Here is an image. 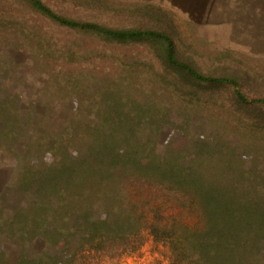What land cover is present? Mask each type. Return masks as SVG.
<instances>
[{"label":"trees","instance_id":"16d2710c","mask_svg":"<svg viewBox=\"0 0 264 264\" xmlns=\"http://www.w3.org/2000/svg\"><path fill=\"white\" fill-rule=\"evenodd\" d=\"M0 4H15L32 20L111 45H147L166 72L192 86L232 88L239 105L235 113L243 114V120L230 118L221 108L227 116L225 125L248 131L244 146L259 148L257 154L264 159L263 123L245 117L264 109V97L245 94L238 78L208 75L180 60L167 32L152 24L112 25L92 11L74 19L55 12L43 0H0ZM97 4L140 16L138 6L122 2L116 11L117 5L110 1ZM21 17L16 13L2 19L16 34L18 27L25 29ZM28 32L35 37L41 33L39 27ZM184 90L175 91L177 101L182 95L184 100L190 98ZM113 113L116 116L111 112L110 118L82 131L79 158L64 156L32 173L28 187L38 198L32 208H21L10 219L0 210V241L7 231L23 246L41 243L39 250L23 253L14 262L0 248V264H122L149 241L162 248L167 264H264V170L257 165L242 170L243 143L227 141L224 134L210 144L189 141L183 149L160 156L155 146L165 123L122 119ZM61 134L50 141L39 139L35 149L53 153L61 150L63 140L74 139V134ZM96 206L101 215L93 213Z\"/></svg>","mask_w":264,"mask_h":264},{"label":"rangeland","instance_id":"374dc122","mask_svg":"<svg viewBox=\"0 0 264 264\" xmlns=\"http://www.w3.org/2000/svg\"><path fill=\"white\" fill-rule=\"evenodd\" d=\"M43 1L55 12L74 19L84 18L92 11L112 25L169 24L168 20L151 22L138 13L122 11L124 0H105L116 4L114 10L121 12L106 10L97 4L101 0ZM16 13L22 16L25 29L18 27L15 34L11 23L2 18ZM38 27L39 36L35 37L33 32L29 36L28 29ZM156 29L172 35L180 60L191 62L208 75L238 78L245 94L264 97V59H252L249 53L232 49L236 45L226 43L225 37L220 43L218 34H208L207 39L214 42L204 43L206 38L198 29L169 26ZM156 55L153 48L144 44L111 45L32 20L15 4H0V176L5 191L0 197V210L5 218L19 214L21 208L34 206L37 194L28 187L32 173L43 171L64 156L79 158L83 149L82 131L112 114L116 116L113 112L122 119L134 117L165 123L155 146L160 156L183 149L189 141L210 144L225 134L227 141L243 143L242 170L256 165L264 170L263 155L257 154L259 148L244 146L248 131L225 125L227 116L221 108L230 118L243 120V114L235 113L239 105L233 98V89L192 86L184 78H175L174 72H166ZM179 87L185 88L189 99L184 100V95L179 97L181 101L175 99ZM133 110L136 115L129 114ZM245 117L263 123L264 133V109ZM62 132L74 134V139L68 143L63 140L61 150L52 153L49 149H35L39 139L50 141L53 135L61 136ZM92 211L97 216L102 213L98 206ZM6 233L0 248L5 249L12 262L23 253L41 248V243L23 246ZM122 264H167V261L162 248L149 241L141 251L122 259Z\"/></svg>","mask_w":264,"mask_h":264},{"label":"crops","instance_id":"0c3cea01","mask_svg":"<svg viewBox=\"0 0 264 264\" xmlns=\"http://www.w3.org/2000/svg\"><path fill=\"white\" fill-rule=\"evenodd\" d=\"M123 3L138 6L140 16L148 21L169 22L151 26L198 29L206 38L204 43L214 42L207 39L208 34H218L220 43L225 37L226 43L236 45L232 49L247 52L252 59H264V0H124ZM1 180L0 176V195Z\"/></svg>","mask_w":264,"mask_h":264}]
</instances>
